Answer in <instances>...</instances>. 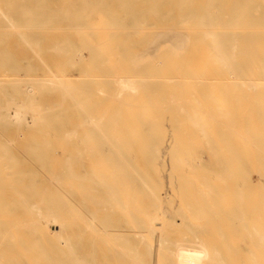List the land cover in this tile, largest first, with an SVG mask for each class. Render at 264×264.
Instances as JSON below:
<instances>
[{"label": "bare ground", "instance_id": "1", "mask_svg": "<svg viewBox=\"0 0 264 264\" xmlns=\"http://www.w3.org/2000/svg\"><path fill=\"white\" fill-rule=\"evenodd\" d=\"M0 28L56 66L0 34V264H264V0H0Z\"/></svg>", "mask_w": 264, "mask_h": 264}, {"label": "rangeland", "instance_id": "2", "mask_svg": "<svg viewBox=\"0 0 264 264\" xmlns=\"http://www.w3.org/2000/svg\"><path fill=\"white\" fill-rule=\"evenodd\" d=\"M3 29V30H2ZM8 29H5V28H0V34H5L6 32H8L7 31ZM4 32V33H3ZM17 32H21V33H25L26 31H25V29H19V30H17V31H15V30H10L9 29V38L8 39H10L7 43H6V46L10 49V50H12V52H14L15 53V55H16V59L19 61H22L24 58L27 60V61H30V59L32 60L31 61V63L32 64H34V65H40V68H41V70L37 73V74H34V76L33 75H31V76H29L30 78H41V77H43L44 76V74L48 71L47 69H48V67L50 68V69H54V70H56V66L55 67H50V65H51V63H50V61L48 60V59H46L48 56L46 55H44V56H42L41 57V55H37V53L34 51L33 52V49L32 48H30V47H28V46H26V45H24L23 43H21V42H18V40H17V38H16V35H17ZM59 34H61V33H59ZM6 36H8L7 34H5ZM15 37V38H14ZM15 40L18 42V43H16L15 42ZM34 53V54H33ZM33 57H35L34 59H33ZM39 58V59H38ZM52 66V65H51ZM8 73H10V72H8L7 70H4V71H0V82L1 81H5V80H7L10 76H11V74H8ZM70 73H66V75H69ZM2 75V76H1ZM5 77H4V76ZM9 76V77H8ZM13 77H12V79H14L15 77H16V75H12ZM2 77V78H1ZM6 77H8V78H6ZM29 77H16V78H19V79H24V78H29ZM1 95V94H0ZM2 96V95H1ZM39 99H40V104H42V103H44V98H42V97H39ZM58 102L57 101H55V100H53V101H51L50 102V104L51 105H54V104H57ZM14 110H11V115H12V117L13 118H15L16 116H15V112H13ZM13 112V113H12ZM31 116L29 115H27V122H30L31 121ZM31 123V122H30ZM32 134H30L29 136H25L24 138H21V140L20 141H23V142H28V141H30L31 139H32V136H31ZM26 138V139H25ZM3 140V138H2V136H0V142ZM62 152V151H61ZM168 169V165L167 164H163L162 165V167H161V169H162V171H161V169H159L160 170V172L163 174V177L165 176V178H164V180L165 181H163V177H162V182H164L165 184H164V188H165V186H166V188H165V190H168V188H167V186H168V183H169V180H168V177H166L167 176V174L166 175H164V173H163V171L165 170V169ZM160 173V174H161ZM165 215L166 216H169V212L167 213V212H165ZM56 227V228H55ZM57 230V231H56ZM59 231V228L57 227V226H54V227H52L51 226V230H50V232H58Z\"/></svg>", "mask_w": 264, "mask_h": 264}]
</instances>
